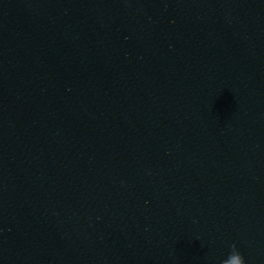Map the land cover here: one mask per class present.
Segmentation results:
<instances>
[{"label": "clouds", "instance_id": "clouds-1", "mask_svg": "<svg viewBox=\"0 0 264 264\" xmlns=\"http://www.w3.org/2000/svg\"><path fill=\"white\" fill-rule=\"evenodd\" d=\"M228 264H246L244 256L237 249L236 245H232V250L227 258Z\"/></svg>", "mask_w": 264, "mask_h": 264}]
</instances>
